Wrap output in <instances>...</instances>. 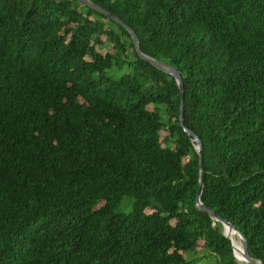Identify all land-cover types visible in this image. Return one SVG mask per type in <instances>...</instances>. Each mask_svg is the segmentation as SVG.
<instances>
[{
    "label": "trees",
    "instance_id": "16d2710c",
    "mask_svg": "<svg viewBox=\"0 0 264 264\" xmlns=\"http://www.w3.org/2000/svg\"><path fill=\"white\" fill-rule=\"evenodd\" d=\"M87 1L0 0V264H238L200 178L264 264V0Z\"/></svg>",
    "mask_w": 264,
    "mask_h": 264
},
{
    "label": "water",
    "instance_id": "95a60500",
    "mask_svg": "<svg viewBox=\"0 0 264 264\" xmlns=\"http://www.w3.org/2000/svg\"><path fill=\"white\" fill-rule=\"evenodd\" d=\"M77 1H79L80 3H82L84 6H86V7L90 8V9L96 11L97 13H99V14H101V15L107 17L108 19H110V20L116 22V19H115L112 15H110L109 13H107V12H105V11H102V10L96 8V7L93 6L91 3H89L87 0H77ZM129 33H130V35H131V37H132L133 44H134V46H135V48H136V50H137V42H136V39H135V37H134V35H133V33H132L131 31H129ZM144 59H147V58H144ZM147 60H148V59H147ZM148 61L151 62L155 67H157L158 69H160L161 71L167 73L168 75H170L171 77H173V78L175 79V81H176V83H177V85H178V87H179V93H180V110H179V112H180V124L182 125L181 116H182V109H183V90H182V80H181L179 74H178L174 69L170 68L169 66H167V65H165V64H163V63L153 62V61H151V60H148ZM185 132H186L190 137L193 138V141H194V142L196 143V145H197V146H196L197 153H198V155L200 156V155H201V150H202V143H201V141L199 140V138H198L194 133H192V132H190V131H186V130H185ZM201 187H202V183H201V178H200V179H199L198 193H197L196 201H195V202H196V205L199 207V209H201V210L204 211L206 214H208V215H209L214 221L220 223L222 226H226V228H227V230H228L229 232H231V230H233V231L239 236V238L241 239L242 244H243V249H244V259L246 260V262H247L248 264H261V263H259V262H257V261L252 260V259L248 256V254H247V248H246V242H245L244 238L242 237V235H241L238 231L235 230V228H234L232 225H230V224L227 223L226 221H224V220L220 219L219 217H217L213 212L206 210V209L201 205V203H200ZM222 234H223V236H224L226 239L229 240V238H228L224 233H222ZM229 242H230V240H229ZM230 246H231V248H232L231 243H230ZM232 250H233V249H232ZM233 256H234V253H233ZM234 258H235V256H234ZM235 260H236V258H235ZM236 262H237V260H236ZM237 263H238V262H237ZM238 264H239V263H238Z\"/></svg>",
    "mask_w": 264,
    "mask_h": 264
},
{
    "label": "bare ground",
    "instance_id": "6f19581e",
    "mask_svg": "<svg viewBox=\"0 0 264 264\" xmlns=\"http://www.w3.org/2000/svg\"><path fill=\"white\" fill-rule=\"evenodd\" d=\"M224 229V234L229 238L230 243L232 245L234 256L239 264H248L244 259V249L243 244L239 236L231 230L229 232L226 226H222Z\"/></svg>",
    "mask_w": 264,
    "mask_h": 264
},
{
    "label": "rangeland",
    "instance_id": "374dc122",
    "mask_svg": "<svg viewBox=\"0 0 264 264\" xmlns=\"http://www.w3.org/2000/svg\"><path fill=\"white\" fill-rule=\"evenodd\" d=\"M223 231H224V229H223Z\"/></svg>",
    "mask_w": 264,
    "mask_h": 264
}]
</instances>
